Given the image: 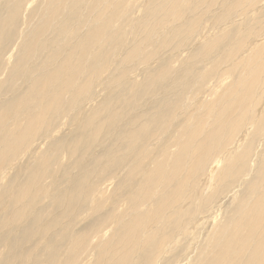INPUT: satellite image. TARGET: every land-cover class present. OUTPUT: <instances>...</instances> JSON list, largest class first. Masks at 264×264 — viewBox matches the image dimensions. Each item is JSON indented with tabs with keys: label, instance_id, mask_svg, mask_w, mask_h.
Returning <instances> with one entry per match:
<instances>
[{
	"label": "bare ground",
	"instance_id": "bare-ground-1",
	"mask_svg": "<svg viewBox=\"0 0 264 264\" xmlns=\"http://www.w3.org/2000/svg\"><path fill=\"white\" fill-rule=\"evenodd\" d=\"M0 264H264V0H0Z\"/></svg>",
	"mask_w": 264,
	"mask_h": 264
},
{
	"label": "rangeland",
	"instance_id": "rangeland-1",
	"mask_svg": "<svg viewBox=\"0 0 264 264\" xmlns=\"http://www.w3.org/2000/svg\"><path fill=\"white\" fill-rule=\"evenodd\" d=\"M209 23H210V22H209ZM209 23H208V24H209ZM180 52L182 53L181 50H180ZM184 52H186V50H185ZM184 52H183V53H184ZM186 53H187V52H186ZM186 53H184V54H186ZM177 62H178V61H175V64H176ZM176 65H177V64H176ZM96 97H97V95L94 96L92 99H95ZM101 152H103V148H102V145L99 144V142H98V143H96V144L94 145V147H93V148L87 153V156H86L84 159H82V163L84 164V163H87V162L92 161L93 158H94V156L99 155ZM102 164H103V163L100 162L99 165H102ZM77 172H78V170H75V171H73V172H70L69 174H70V175H75ZM65 174L67 175V173H65ZM227 203H228V199H227V198H222V199L217 203L216 207L214 208V211H215V213L218 214V218L222 217V213H223V211L220 210V208H224V206H225Z\"/></svg>",
	"mask_w": 264,
	"mask_h": 264
}]
</instances>
